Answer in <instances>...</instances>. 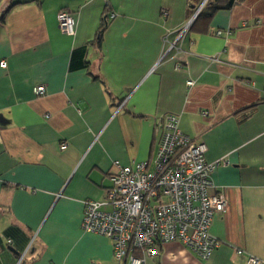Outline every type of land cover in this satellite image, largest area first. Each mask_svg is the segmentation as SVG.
I'll use <instances>...</instances> for the list:
<instances>
[{"label":"crops","instance_id":"0c3cea01","mask_svg":"<svg viewBox=\"0 0 264 264\" xmlns=\"http://www.w3.org/2000/svg\"><path fill=\"white\" fill-rule=\"evenodd\" d=\"M12 3L0 21V264H117L110 240L81 229L83 203L105 200L114 161L152 162L169 114L215 164L220 246L202 261L165 243L145 264H264V0L194 19L193 0H0V18Z\"/></svg>","mask_w":264,"mask_h":264},{"label":"built area","instance_id":"2783aa9c","mask_svg":"<svg viewBox=\"0 0 264 264\" xmlns=\"http://www.w3.org/2000/svg\"><path fill=\"white\" fill-rule=\"evenodd\" d=\"M204 4L196 7L193 19ZM192 21L178 30L169 50L176 46ZM57 24L61 33L75 35V19L68 11L58 12ZM216 35H221V31ZM6 66L5 61L0 62L1 68ZM33 93L44 95V85L34 87ZM155 131L159 132V140L152 162L122 166L114 161L105 200L83 203L81 229L110 240L117 264H145L158 254L160 245L170 242L182 243L200 260L207 261L220 246L209 233L210 224L226 208L222 193H208L215 164L206 161L204 142L194 141L179 130L178 116L162 117ZM248 263L261 264V261L249 256Z\"/></svg>","mask_w":264,"mask_h":264},{"label":"trees","instance_id":"16d2710c","mask_svg":"<svg viewBox=\"0 0 264 264\" xmlns=\"http://www.w3.org/2000/svg\"><path fill=\"white\" fill-rule=\"evenodd\" d=\"M203 0H193V5L195 7H198L200 5V3ZM246 0H207L206 3L204 4V6L202 7L200 13L198 14L197 18L201 17V16H205V15H209L211 13H213L216 10L219 9H230L232 8L234 5L242 3ZM16 3H12L8 9H6L3 14L1 15L0 21L3 22L4 20V16L5 14L8 12V10L10 8H12ZM60 11H67V10H60ZM59 11V12H60ZM69 12V11H68ZM70 13V12H69ZM58 14V13H57ZM72 15V14H71ZM57 18V16H56ZM103 30H104V25L97 31L96 33V38L94 39L93 43L96 42L97 45L100 43L101 39H102V34H103Z\"/></svg>","mask_w":264,"mask_h":264},{"label":"water","instance_id":"95a60500","mask_svg":"<svg viewBox=\"0 0 264 264\" xmlns=\"http://www.w3.org/2000/svg\"><path fill=\"white\" fill-rule=\"evenodd\" d=\"M204 1H205V0H203V1L200 3V7L204 4Z\"/></svg>","mask_w":264,"mask_h":264}]
</instances>
